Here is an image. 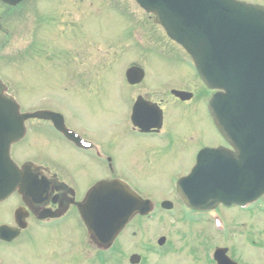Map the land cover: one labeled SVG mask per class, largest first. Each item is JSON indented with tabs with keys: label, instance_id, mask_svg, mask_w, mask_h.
<instances>
[{
	"label": "rangeland",
	"instance_id": "rangeland-1",
	"mask_svg": "<svg viewBox=\"0 0 264 264\" xmlns=\"http://www.w3.org/2000/svg\"><path fill=\"white\" fill-rule=\"evenodd\" d=\"M244 1L264 5V0ZM2 27L10 34L7 38L0 33V77L23 110L50 108L62 112L70 126L102 144L114 159L116 174L150 198L156 211L152 219L144 217L142 223L135 218L105 252L84 243L85 234L67 221L60 226L66 227L61 234L66 238L57 246L59 264H130L134 253L140 256L139 264H209L206 252L215 246L225 247L239 264H264V215L254 218L236 209L219 208L226 232L215 234L202 215L185 214L179 197L172 192L173 180L189 167L187 161L179 153L173 158L172 152L161 153L170 151L161 149L166 139L160 146L155 138L129 137L127 93L167 99L171 88L201 89L200 84H194L196 74L188 59L181 52L170 55L174 45L134 0H34L7 16ZM132 63L143 66L146 75L130 91L124 73ZM162 84V90L158 89ZM203 101L195 97L187 109L175 102L173 112L168 99L164 102L166 111H171L165 124L170 139L176 146L192 149L189 165L198 146L216 145L220 139ZM184 110L190 114H183ZM41 125L32 127L18 150L12 148L16 160L32 158L36 164L75 174L82 183L93 180L94 173L98 179L108 177L107 167L101 170L98 164L95 171L46 124ZM27 128L30 131L29 123ZM139 145L145 146L140 156L136 151ZM16 199L0 205V222H8ZM162 200L173 202L174 209L165 212L159 206ZM206 229L207 239L202 236ZM161 236L166 240L158 246ZM76 240L80 248L70 252L68 243ZM47 241L39 238L32 244L39 247ZM19 242L0 248V263H9L12 255L22 252L17 248ZM32 244L26 243L25 256L34 254Z\"/></svg>",
	"mask_w": 264,
	"mask_h": 264
},
{
	"label": "water",
	"instance_id": "water-1",
	"mask_svg": "<svg viewBox=\"0 0 264 264\" xmlns=\"http://www.w3.org/2000/svg\"><path fill=\"white\" fill-rule=\"evenodd\" d=\"M2 1L15 5L21 0ZM136 1L146 11L153 12L154 21L161 24L166 33L192 56L198 73L208 86L225 91L216 94L209 109L215 124L235 151L229 153L221 149L223 153L219 150L209 152L216 154L217 162L225 163L213 168L208 166L204 171L205 164L199 160L186 180L205 187L210 193L208 205L211 197L215 200L229 199L230 190L235 195L238 184L247 183L241 190L245 189L249 198L264 192V6L236 0ZM126 77L130 83L139 82L143 71L132 67L127 70ZM4 88L0 82V201L16 187L23 194L37 196L39 188L32 178V167L24 165L23 169H18L10 159L9 148L23 136L25 119L48 116L46 112L20 114L12 97L4 94ZM174 93L186 98L182 95L184 92ZM139 104L133 111L135 122L136 116L139 120V115L145 116L150 111L155 113ZM220 105L227 111L226 116L219 112ZM250 149L255 151L253 158ZM241 150H245V156ZM237 156L251 159L253 163L246 164L249 168L234 165L232 160ZM252 169L259 177L257 182ZM234 174L240 177L236 178ZM245 177H249L248 182ZM178 191L188 203L182 186ZM96 193L98 196L89 207L96 211L94 224L98 226L88 223L91 232L97 234L102 243H108L117 229L139 208L137 201L130 202L129 192L118 181L97 183L88 196V202ZM109 225L112 235L106 238L102 233L109 230Z\"/></svg>",
	"mask_w": 264,
	"mask_h": 264
},
{
	"label": "flooded vegetation",
	"instance_id": "flooded-vegetation-1",
	"mask_svg": "<svg viewBox=\"0 0 264 264\" xmlns=\"http://www.w3.org/2000/svg\"><path fill=\"white\" fill-rule=\"evenodd\" d=\"M34 0H23L21 3L24 4V2L31 3ZM20 5H18L19 7ZM4 8V5L1 6L0 4V21L2 18V10ZM14 7L13 9H16ZM30 10V7L27 8V11ZM141 94L135 95L140 96ZM172 95H169V97ZM175 102H180L177 98L172 96ZM143 98L146 100H150L153 102H156L158 106L163 110L165 106V100L167 99H157L153 100L150 98L146 93L143 94ZM188 102V101H187ZM187 102H180V103H187ZM190 102V101H189ZM164 116V112H163ZM65 120V119H64ZM41 121L32 120L30 123L34 124V129L38 125L37 123ZM65 124L68 128L76 131L81 137L88 139L91 141L92 145L88 149H81L74 147L72 143L67 141V139L64 137L63 134L57 132L52 128L50 125L51 132L55 133L59 137V139L67 145L71 151H73L75 154H77L82 162H85L87 165L93 167V169L96 171L97 165L99 164L98 169L105 170L107 167L108 174L106 178L98 179L96 173H94L91 177H93V180L86 181V182H80L78 178H76V175L73 173H69L66 171L60 172V169H57L55 167H52L49 165V167L45 165L36 164L32 158H26L22 160V163L24 162H31L34 167L36 168L35 171L38 172L36 174L38 179H42L46 182L41 184L42 188L46 189L45 193L42 194L40 197V200H37L33 197H23L18 192L14 193V196L17 198L18 201L12 208V213L10 215V218L8 222H3L6 224H9L11 226H15V223L20 222H26L25 228L20 230L17 238L12 240L10 243H1L2 245H8L16 241H21L18 243V247L21 251H24L26 243L34 242V240L43 239L45 242L48 240V237L51 236V238L46 243H42L41 246L37 247L32 244V248L34 250L33 255H24L22 252L12 255L13 260H11L9 263L7 261L3 260V263L0 264H23L25 261H29L31 264H59L61 259L58 256L57 252V246H61L60 243L62 240H65L66 237L61 238V234L66 232L65 229L60 227L61 225L65 224L67 221L77 225L79 228H83V223L79 217L78 214V208L77 203L83 202L84 197L88 193V191L91 189V187L99 180L105 179V180H112L115 178L125 179L122 176H118L115 173L114 166H113V157L105 150V148L102 146L101 143H99L97 140H92L91 138L84 136L79 131H77L75 128L70 126L66 120ZM164 124V119H163ZM163 128V127H162ZM162 129L159 132H150L149 135H158L161 133ZM32 132V131H31ZM109 138L111 143L115 144V136L112 132H110ZM146 134L140 133V131L136 128L131 126V132L129 133V137L138 138V137H144ZM168 132H165L164 138H168ZM166 146L168 147L167 150H170L171 152L175 151V148L173 147V143L169 140L166 143ZM142 150H145V146H138L136 151L138 152L140 156V152ZM181 151L185 152L183 149ZM140 158V157H139ZM90 167V168H91ZM95 181V182H94ZM94 182V183H93ZM14 197V198H15ZM17 212V217L15 213ZM27 239V242H26ZM81 243H77V240L75 242L69 241L68 245L70 247V252L78 250L80 248ZM50 249V251H49ZM67 249V246H66Z\"/></svg>",
	"mask_w": 264,
	"mask_h": 264
}]
</instances>
